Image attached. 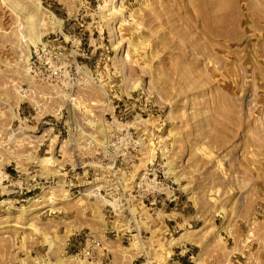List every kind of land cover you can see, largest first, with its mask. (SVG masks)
Returning <instances> with one entry per match:
<instances>
[{"label":"rangeland","instance_id":"obj_1","mask_svg":"<svg viewBox=\"0 0 264 264\" xmlns=\"http://www.w3.org/2000/svg\"><path fill=\"white\" fill-rule=\"evenodd\" d=\"M30 15L71 82L31 77ZM115 93L151 109L113 122ZM87 238L107 264H264V0H0V264H81Z\"/></svg>","mask_w":264,"mask_h":264},{"label":"built area","instance_id":"obj_2","mask_svg":"<svg viewBox=\"0 0 264 264\" xmlns=\"http://www.w3.org/2000/svg\"><path fill=\"white\" fill-rule=\"evenodd\" d=\"M60 35L56 36V34H53V37L47 36V38L40 40L39 43H37L34 47H32V51L30 53V59L28 61V71L33 77L34 80L46 83L49 85H58L62 84L64 81L71 82L73 80V75L76 72V62L75 59L68 60L66 58L65 54H62L59 49L60 46H55L54 42L57 41L58 37ZM69 40V39H68ZM69 42L70 47L72 48V41H64L65 44ZM80 42L77 45L73 46V49L80 50L79 48ZM65 49V48H63ZM74 51V50H73ZM70 56V55H69ZM115 95V96H114ZM111 98H108V104L111 109V119L113 122H117V120L123 121L126 119H133L138 117L139 115L143 114L145 111L150 110V105H147L148 103H144V110H141V112H137L135 108L139 109L137 107V104L139 103V96L138 94L129 93L128 95L119 96L116 93ZM109 97V95H107ZM148 106V108H146ZM141 109V108H140ZM122 124V123H119ZM105 130H107V125L104 123ZM105 141H104V150H107V153H111L116 155L115 162L118 161L119 157L122 161V156L124 153L129 152L127 148L125 147H117L115 145V142L117 139H120V136H117L116 133H106L104 135ZM110 152H109V151ZM58 152V151H57ZM97 154L100 153V151L96 152ZM120 168H124L123 163L119 162ZM113 170V166L112 169ZM146 176H148L150 173L149 171H145ZM156 176V175H155ZM89 185L91 184L90 181ZM85 183V182H84ZM140 184V182L138 183ZM136 184L135 187L132 189L134 192V197L141 198V195L138 193L141 192L139 190V185ZM85 186H81V184L72 185V193H74V196H85L86 194H91V196L94 197H103L101 195V192L104 193V195L108 196L110 193H112V188H108L107 186L102 187V189H95L96 187L88 188ZM111 185H109L110 187ZM106 190V191H104ZM132 193V192H131ZM97 194V196L95 195ZM126 196L123 197H117L121 201H128L129 195L128 193ZM115 195V194H113ZM133 196V195H132ZM110 197V196H108ZM143 198H141L142 201ZM70 256L75 261H84L85 264H107V256L105 255L104 248L102 246V242L93 238H87L84 241V246L78 250L74 251L70 254Z\"/></svg>","mask_w":264,"mask_h":264},{"label":"bare ground","instance_id":"obj_3","mask_svg":"<svg viewBox=\"0 0 264 264\" xmlns=\"http://www.w3.org/2000/svg\"><path fill=\"white\" fill-rule=\"evenodd\" d=\"M112 5V4H111ZM39 7L37 6L36 7V9H38ZM109 10L110 11H115V9H114V6H110V8H109ZM29 16V15H28ZM47 17H48V20H49V23L51 24V26L53 27V28H55L56 26L57 27H59V25H60V20L59 19H57V18H55L51 13H49L48 15H47ZM32 18H33V15H32ZM32 18H31V15H30V17L28 18V20H29V28H28V31L30 32L29 34V36H28V38H29V41H30V43L32 44V45H34V44H36V43H38V42H40V36H41V34H38V32L37 33H35V29L37 28V21L36 22H33L32 21ZM27 23V24H28ZM23 37V36H22ZM27 38V39H28ZM165 160V159H164ZM166 163H168V162H166ZM81 264H84L82 261H81Z\"/></svg>","mask_w":264,"mask_h":264},{"label":"crops","instance_id":"obj_4","mask_svg":"<svg viewBox=\"0 0 264 264\" xmlns=\"http://www.w3.org/2000/svg\"><path fill=\"white\" fill-rule=\"evenodd\" d=\"M182 251H183V250H182ZM180 252H181V251H180ZM183 252H184L183 254L188 253V249L186 248ZM192 259H193V256H192V255H187V256L185 257V261H186V263H191V262H193ZM178 264H181V262L179 261Z\"/></svg>","mask_w":264,"mask_h":264}]
</instances>
